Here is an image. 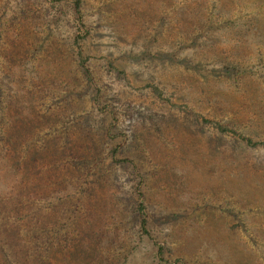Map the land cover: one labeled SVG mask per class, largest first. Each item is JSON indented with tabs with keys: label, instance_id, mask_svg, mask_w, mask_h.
<instances>
[{
	"label": "rangeland",
	"instance_id": "obj_1",
	"mask_svg": "<svg viewBox=\"0 0 264 264\" xmlns=\"http://www.w3.org/2000/svg\"><path fill=\"white\" fill-rule=\"evenodd\" d=\"M204 118L264 142V0H0V264H264V147Z\"/></svg>",
	"mask_w": 264,
	"mask_h": 264
},
{
	"label": "trees",
	"instance_id": "obj_2",
	"mask_svg": "<svg viewBox=\"0 0 264 264\" xmlns=\"http://www.w3.org/2000/svg\"><path fill=\"white\" fill-rule=\"evenodd\" d=\"M76 6H77V9H79V7H80V2L79 1L76 2ZM77 43H78V41H77ZM78 45L80 47V43ZM79 56H80L81 65H83V67L85 68L86 73L88 74L87 67L85 66L86 61H85V59H83L81 50L79 51ZM150 86L153 88V90L157 94L161 93V90L157 86H154V85H150ZM204 122L211 123L215 128L219 129V131H221L223 133H228V134H233L235 136H239L243 141H245L247 144H249V145H251L253 147H256L258 145H262L264 147V142L255 141V140H253V138H250V137L244 136L243 134L237 133L235 129H233V128L227 126V125H223L220 122H217V121H214V120H211V119H207V118H204ZM137 211L139 212L140 217H141L140 225H141L142 229L144 231H146L147 219H146V216L144 215V205L142 203H139ZM3 258L6 259V254L5 253H3ZM5 263L6 262H4V263L1 262V264H5Z\"/></svg>",
	"mask_w": 264,
	"mask_h": 264
}]
</instances>
